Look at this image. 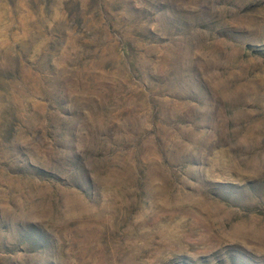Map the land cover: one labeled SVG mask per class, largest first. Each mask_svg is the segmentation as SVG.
<instances>
[{
	"label": "rangeland",
	"instance_id": "obj_1",
	"mask_svg": "<svg viewBox=\"0 0 264 264\" xmlns=\"http://www.w3.org/2000/svg\"><path fill=\"white\" fill-rule=\"evenodd\" d=\"M0 264H264V0H0Z\"/></svg>",
	"mask_w": 264,
	"mask_h": 264
}]
</instances>
